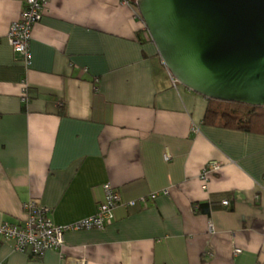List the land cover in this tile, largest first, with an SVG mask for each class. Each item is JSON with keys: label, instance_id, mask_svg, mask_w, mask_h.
Returning <instances> with one entry per match:
<instances>
[{"label": "crops", "instance_id": "1", "mask_svg": "<svg viewBox=\"0 0 264 264\" xmlns=\"http://www.w3.org/2000/svg\"><path fill=\"white\" fill-rule=\"evenodd\" d=\"M135 2L47 0L24 66L7 39L24 0H0V225L30 200L88 217L105 183L146 198L40 257L0 237V264H264V135L202 122L207 98L174 82Z\"/></svg>", "mask_w": 264, "mask_h": 264}, {"label": "water", "instance_id": "2", "mask_svg": "<svg viewBox=\"0 0 264 264\" xmlns=\"http://www.w3.org/2000/svg\"><path fill=\"white\" fill-rule=\"evenodd\" d=\"M170 75L207 99L264 105V0H136Z\"/></svg>", "mask_w": 264, "mask_h": 264}, {"label": "built area", "instance_id": "3", "mask_svg": "<svg viewBox=\"0 0 264 264\" xmlns=\"http://www.w3.org/2000/svg\"><path fill=\"white\" fill-rule=\"evenodd\" d=\"M47 0H24V6L17 20L13 21L7 32V39L13 50L20 54L21 62L24 66L30 64V40L31 31L43 13ZM140 18L138 12L136 13ZM141 20V19H140ZM147 32V31H146ZM150 39L149 36H146ZM173 78V77H172ZM174 79V78H173ZM175 82V79H174ZM21 101L28 100V88L24 81L21 83ZM165 160H169L168 153L163 154ZM218 164L214 161L209 162L200 174V179L205 183L209 174L214 172ZM104 200L96 206L95 212L85 218L75 220L67 224H55L48 217V208L38 205L35 201L30 200L23 204V209L27 213V218L21 223L14 224L4 222L0 225V237L13 240L14 249L40 257L45 251L60 246L63 235L69 231L82 229H102L112 221L113 210L119 204L135 206L137 201L144 202L145 197L138 200L123 201L119 193L110 183L103 184ZM155 195L152 194L151 197ZM222 205H228V200H222ZM212 229V226H209ZM239 253L240 249H235Z\"/></svg>", "mask_w": 264, "mask_h": 264}, {"label": "trees", "instance_id": "4", "mask_svg": "<svg viewBox=\"0 0 264 264\" xmlns=\"http://www.w3.org/2000/svg\"><path fill=\"white\" fill-rule=\"evenodd\" d=\"M145 37L144 40H147L148 38ZM202 122L225 129L264 135V105L252 106L239 102L207 99ZM195 210L208 213L209 207L207 203H198Z\"/></svg>", "mask_w": 264, "mask_h": 264}]
</instances>
